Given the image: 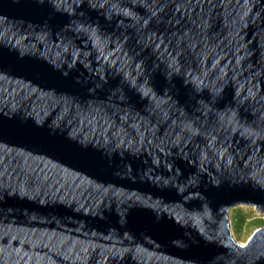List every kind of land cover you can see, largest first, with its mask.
<instances>
[{
  "label": "water",
  "instance_id": "95a60500",
  "mask_svg": "<svg viewBox=\"0 0 264 264\" xmlns=\"http://www.w3.org/2000/svg\"><path fill=\"white\" fill-rule=\"evenodd\" d=\"M264 0H0V264H264Z\"/></svg>",
  "mask_w": 264,
  "mask_h": 264
},
{
  "label": "rangeland",
  "instance_id": "374dc122",
  "mask_svg": "<svg viewBox=\"0 0 264 264\" xmlns=\"http://www.w3.org/2000/svg\"><path fill=\"white\" fill-rule=\"evenodd\" d=\"M229 222L234 239L245 244L257 229L264 227V214L255 207L240 205L230 210Z\"/></svg>",
  "mask_w": 264,
  "mask_h": 264
}]
</instances>
